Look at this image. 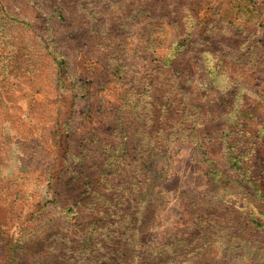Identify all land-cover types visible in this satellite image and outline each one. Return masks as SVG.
Instances as JSON below:
<instances>
[{
	"label": "rangeland",
	"instance_id": "obj_1",
	"mask_svg": "<svg viewBox=\"0 0 264 264\" xmlns=\"http://www.w3.org/2000/svg\"><path fill=\"white\" fill-rule=\"evenodd\" d=\"M134 253L264 264V0H0V264Z\"/></svg>",
	"mask_w": 264,
	"mask_h": 264
},
{
	"label": "trees",
	"instance_id": "obj_2",
	"mask_svg": "<svg viewBox=\"0 0 264 264\" xmlns=\"http://www.w3.org/2000/svg\"><path fill=\"white\" fill-rule=\"evenodd\" d=\"M178 87H180V86H178ZM128 92H129V89H126V100L127 101H124V103H123V108H125L126 109V111L128 112L130 109H132V105L135 103L136 104V106L138 105V106H140V102L139 101H136V99H135V97H134V95L133 94H131V95H129L128 94ZM171 112V111H170ZM186 112H187V109L185 108V109H179V111H178V113H183V114H186ZM169 116H171V114L169 113ZM232 122H235L234 120H233V118H229V119H227V124H230V123H232ZM229 126V125H228ZM231 126H229V128H230ZM152 129V128H151ZM171 127L169 128V130L171 131ZM154 130L155 129H152V131L154 132ZM233 131V133L235 132V130H232ZM180 133L178 132V131H175V132H171L170 134H169V136L170 137H172V136H175V137H177V139H179L180 138ZM157 136H160V134H158V133H156V132H154L151 136H149L148 134L147 135H145V137H141L142 139L141 140H147V139H149L148 140V144L150 145V142H151V140H153V139H155V138H157ZM225 136L227 137V139L225 140V142H226V144L229 146V147H231L232 148V150L234 149V146H233V144H232V142H231V137H232V134L230 133V137H228V132H225ZM169 137V138H170ZM144 143H146L145 141H144ZM126 144L128 145V143L126 142L125 143V152H126ZM130 145L132 144V143H129ZM141 144H143V143H141V142H139V143H137V145H141ZM143 146V145H142ZM141 146V147H142ZM147 146L148 145H144V147H146L147 148ZM137 147V146H136ZM132 150H133V148H132ZM229 157H230V155H229ZM238 156H236L235 158H237ZM233 164H237V163H233ZM153 165L151 164L150 166H149V168H152V171L153 172H151L150 173V176H147V177H145L143 180H140V181H138V184H142L143 182H145V184L147 185L146 186V189L145 190H147V191H149V189L151 188V186H155L156 187V185H157V180H158V177L156 176V173L158 172L156 169H153V167H152ZM215 171L214 170H210L209 171V175L210 174H212V173H214ZM116 188H118V187H120L122 184H118V185H116L115 183L113 184ZM93 192H95V193H97V195H99L98 194V192L96 191V190H94L93 189ZM160 194L158 193H156L153 189H152V191H151V195H149L148 196V194L146 193L145 194V192H143V193H141L140 194V199H142V196H148V198H146V200L148 199V205L149 206H153V204H155L156 203V199H158L157 197L159 196ZM101 198V200L103 201V204H104V207L106 208V205L107 204H110L111 203V198H109L108 196H106V195H101V197H99V199ZM150 198V199H149ZM145 200V201H146ZM135 201V200H134ZM141 201V200H140ZM139 202V201H138ZM106 216H108V214H107V212L105 211V217ZM111 217H114V216H111ZM134 223H132V225H133ZM143 256L142 255H137V254H133L132 256L131 255H126L125 254V258L123 259V261L124 262H126L127 264H165L169 259L168 258H163V256H159V255H157L156 257H157V259L154 261V262H149V260H147V259H145V258H142ZM115 260L117 261V260H120V258L118 259V258H115ZM113 261H114V259H111V262L113 263ZM104 264H108V262L107 263H104Z\"/></svg>",
	"mask_w": 264,
	"mask_h": 264
}]
</instances>
